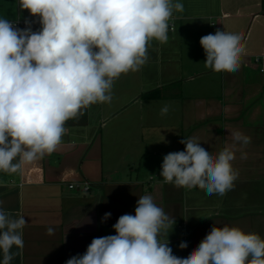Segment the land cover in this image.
Returning a JSON list of instances; mask_svg holds the SVG:
<instances>
[{
	"label": "crops",
	"instance_id": "crops-1",
	"mask_svg": "<svg viewBox=\"0 0 264 264\" xmlns=\"http://www.w3.org/2000/svg\"><path fill=\"white\" fill-rule=\"evenodd\" d=\"M180 2L184 11L169 21L167 42H150L147 63L114 82L111 103L92 105L67 121L69 132L51 155L21 173L0 172L2 207L27 222L24 248L13 247L20 255L11 264H66L83 255L93 238L115 235L112 226L121 215H134L143 195L175 218L168 240L177 257L186 258L213 226H236L264 238V0ZM0 18H28L37 22L34 31L40 28L17 0H0ZM217 29L242 38L236 72L214 73L204 66L200 39ZM152 92L158 97H144ZM165 104L169 112L155 122ZM233 129L251 142L235 152L238 178L232 190L207 195L198 187L164 182L163 157L183 151L181 140L196 137L217 155L232 143ZM108 212L111 217L102 220ZM83 217L93 222L81 223ZM181 242L188 247L180 249Z\"/></svg>",
	"mask_w": 264,
	"mask_h": 264
},
{
	"label": "clouds",
	"instance_id": "clouds-1",
	"mask_svg": "<svg viewBox=\"0 0 264 264\" xmlns=\"http://www.w3.org/2000/svg\"><path fill=\"white\" fill-rule=\"evenodd\" d=\"M20 11L38 18L25 27L0 18V172L21 173L51 155L77 119L95 104L111 103L114 82L139 71L148 61L152 40L166 43L169 21L183 13L180 0H17ZM241 36L217 29L202 36L204 66L214 73L239 70ZM169 112L165 104L160 115ZM232 140L217 155L198 138H185L183 151L163 157L160 175L177 188H200L225 195L238 172L235 152L251 142L242 131L229 130ZM237 144L240 148H237ZM246 153H241L245 158ZM0 201V264H11L23 250L24 216L13 218ZM111 217L105 213L102 220ZM91 217L81 223L91 224ZM175 218L151 195L139 197L135 214H123L112 226L115 235L93 238L83 255L66 264H264V238L236 226H213L186 257L173 255L168 235ZM53 229L48 228L49 235ZM186 242L179 244L187 248Z\"/></svg>",
	"mask_w": 264,
	"mask_h": 264
},
{
	"label": "built area",
	"instance_id": "built-area-1",
	"mask_svg": "<svg viewBox=\"0 0 264 264\" xmlns=\"http://www.w3.org/2000/svg\"><path fill=\"white\" fill-rule=\"evenodd\" d=\"M13 22H15L16 25H17L18 27H20V28H24V27H25V23H24V21L16 20V21H13ZM36 26H37V22L34 21V22L32 23L33 31L35 30V27H36ZM70 188H71V189H75V188H79V187H78V186H75V185H70ZM83 190H84V191H88V190H89V185L86 184L85 187H83Z\"/></svg>",
	"mask_w": 264,
	"mask_h": 264
},
{
	"label": "rangeland",
	"instance_id": "rangeland-1",
	"mask_svg": "<svg viewBox=\"0 0 264 264\" xmlns=\"http://www.w3.org/2000/svg\"><path fill=\"white\" fill-rule=\"evenodd\" d=\"M163 119H165L164 116H161V115L156 116V117H155V122H157V121L159 120V122L162 123ZM166 120H167V119H166ZM174 121H175V117H174V118L172 117V121H171V123H173Z\"/></svg>",
	"mask_w": 264,
	"mask_h": 264
},
{
	"label": "trees",
	"instance_id": "trees-1",
	"mask_svg": "<svg viewBox=\"0 0 264 264\" xmlns=\"http://www.w3.org/2000/svg\"><path fill=\"white\" fill-rule=\"evenodd\" d=\"M144 97L151 98V99L157 98L158 97V93H156V92L148 93V94L144 95Z\"/></svg>",
	"mask_w": 264,
	"mask_h": 264
}]
</instances>
